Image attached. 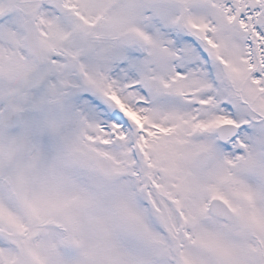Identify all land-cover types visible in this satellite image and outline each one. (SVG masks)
<instances>
[{"label": "snow or ice", "instance_id": "snow-or-ice-1", "mask_svg": "<svg viewBox=\"0 0 264 264\" xmlns=\"http://www.w3.org/2000/svg\"><path fill=\"white\" fill-rule=\"evenodd\" d=\"M0 264H264V0H0Z\"/></svg>", "mask_w": 264, "mask_h": 264}]
</instances>
